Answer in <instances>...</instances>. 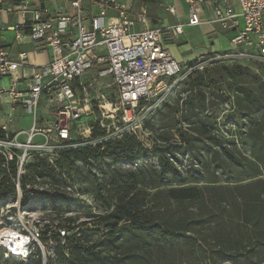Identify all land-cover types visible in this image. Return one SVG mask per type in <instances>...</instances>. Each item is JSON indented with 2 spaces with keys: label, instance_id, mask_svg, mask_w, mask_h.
I'll return each mask as SVG.
<instances>
[{
  "label": "built area",
  "instance_id": "obj_1",
  "mask_svg": "<svg viewBox=\"0 0 264 264\" xmlns=\"http://www.w3.org/2000/svg\"><path fill=\"white\" fill-rule=\"evenodd\" d=\"M185 2L188 12L183 24L157 28L146 10H132L120 0H0V80L10 79V88L0 90V99L7 97L12 111L21 107L34 117L30 131L0 137L4 168L9 171L12 161L18 168L10 176L15 199L0 198V215H12L15 220L0 231V264L12 260L56 264L61 249L70 258V232L58 223L26 222L27 213L43 204L44 197L36 187L24 189L22 178L32 158L46 159L55 167L56 158L67 148L82 147L75 140V126L90 117L92 102L99 103L102 118L111 119L114 126L112 136L104 122L97 126L102 135L93 145L104 150L110 139L139 138L153 104L165 91L179 89L212 65L264 68V0ZM170 13L176 15L174 8ZM203 24L232 33L230 50L206 51L188 63L178 62L165 43L167 37L175 40L185 28ZM11 33L13 38L8 36ZM45 53L50 56L48 63L30 62L31 56ZM111 86L115 101L104 94ZM42 103L49 113L54 112L45 128L38 127L37 121ZM1 129L8 132L6 125ZM95 133V127H89L79 135L88 134L91 140ZM22 134L26 142L20 141ZM37 137L43 142L36 143ZM54 137L57 144L52 143Z\"/></svg>",
  "mask_w": 264,
  "mask_h": 264
},
{
  "label": "trees",
  "instance_id": "obj_2",
  "mask_svg": "<svg viewBox=\"0 0 264 264\" xmlns=\"http://www.w3.org/2000/svg\"><path fill=\"white\" fill-rule=\"evenodd\" d=\"M217 74L224 81L245 78L250 66L225 65ZM201 76L186 82L190 83L186 92L191 93L184 102L186 114L176 121L190 122L188 133L180 134L185 145L180 150L190 158L186 165L171 161L177 151L170 147L145 149L130 135L108 143L104 150L99 146L65 153L75 161L104 157L113 164L145 159H156L157 164L114 176L110 186L118 190V198L107 201L108 213L99 216L106 226L100 237L98 229L77 237L74 227L60 225L73 235L68 238L70 258L61 249L56 264H264V114L254 117L264 111V83L256 79L257 94L237 91L238 106L254 119L237 138L228 139L215 135L202 120L210 84ZM6 135L0 128V137ZM200 142L208 145L201 148ZM5 165L0 155V198L15 199L10 176L18 168L15 161L8 164L9 171ZM25 170L24 189L62 180L46 159H36ZM37 193L58 200L47 192Z\"/></svg>",
  "mask_w": 264,
  "mask_h": 264
},
{
  "label": "rangeland",
  "instance_id": "obj_3",
  "mask_svg": "<svg viewBox=\"0 0 264 264\" xmlns=\"http://www.w3.org/2000/svg\"><path fill=\"white\" fill-rule=\"evenodd\" d=\"M120 1L130 6L132 10H146L153 27L157 28H168L180 23L181 19L177 16H172L170 13V9L173 6L179 7V11L183 17L187 13L185 8L186 0ZM8 36L13 38L14 34L11 33ZM231 36L233 34H219L218 37L210 39L206 35V29L203 27L195 29L185 28V34L178 40H172L167 37L165 43L168 47L174 43L170 47L171 50L177 51L185 58L184 61L187 63L206 51L225 52L230 50ZM43 59L45 58L38 59L37 61L40 62ZM33 61L34 59L30 58V62L33 63ZM225 65L228 64H214L203 73H200L202 75L201 77L207 80V84H210L209 89L206 91L208 107L201 117L205 121L206 126H212L215 135H224L228 139H232L233 137L237 138L252 122L254 117L264 114V111H262L254 117L246 115L242 112L236 100V93L239 90L250 89V93L257 94L259 83L256 82V79H261L262 83H264V68L258 65L248 64L250 66L249 77L224 81L217 74V70ZM106 83L112 84V81H107ZM189 86L190 83L188 82L184 83L177 90H166L162 97L153 104L154 108L151 110V116L145 121L142 132L139 138H137L145 149L153 150L155 147H170L172 150L177 151L170 158L177 165H186L190 160L189 155H183L180 150L185 147L180 134L188 133L190 122L183 121L178 124L176 123V121L182 119V116L186 114L184 102L191 94L190 92H186ZM9 88V78L0 80V90ZM114 93L115 88L111 86L104 94H106L107 100L115 101ZM196 93L197 91L193 93V96ZM92 96L96 95L94 94ZM98 107L99 103L92 102V113L90 117L79 122L80 126H75V140L77 144L82 146L79 149H85L83 147L86 146L92 150L97 148L93 144L102 135V133L98 132L97 128L102 122L110 127L111 136L114 133L112 120L102 118ZM44 109L46 110L45 105L39 109V116ZM11 110V106L4 102L2 110H0L2 113L0 116V124L9 120L7 124V135L13 138L15 135L12 134V130L29 131L34 124V117L22 109H17L14 112H11ZM6 114L11 116H7ZM53 114L54 112L51 111L50 115ZM37 121L38 127H46L43 119L38 118ZM89 127H95V132L97 131V133L91 136V140L87 138L88 134L87 136L79 135L80 131L88 130ZM167 137L171 140L166 143L163 139ZM26 139V134H22L20 141L26 142ZM40 139L41 137H37L36 143H41L42 140ZM52 143L57 144L55 137L52 139ZM90 143H92L91 147L88 145ZM108 143H112L111 139ZM198 145L201 148H205L208 144L200 142ZM72 149L76 148H67L56 158L55 168L60 173L62 180L57 185L35 186L38 190L47 192L49 195L58 198V200L54 202L50 197H44L43 204H40L34 211L27 213L26 222L28 224L58 223L62 227L71 226L75 228L73 233H76V231L82 233L83 231H87V229H98L101 231L97 236L98 238L106 232V226L99 219V216L108 213L106 211L107 201L115 202L118 198V190L110 186L114 176H118L125 171L136 170L142 165H156L157 161L156 159L152 161L145 159L138 160L132 164H113L112 160L104 157L88 161H75L73 158L65 155L67 151ZM168 157L171 156L169 155ZM36 159L38 157L32 158L29 164L34 163ZM69 188L73 189L74 192H69ZM14 221L12 215L3 217L0 215V231ZM95 224L99 226L94 228ZM79 236L80 234L77 235V237ZM99 250H104V248H99Z\"/></svg>",
  "mask_w": 264,
  "mask_h": 264
},
{
  "label": "crops",
  "instance_id": "obj_4",
  "mask_svg": "<svg viewBox=\"0 0 264 264\" xmlns=\"http://www.w3.org/2000/svg\"><path fill=\"white\" fill-rule=\"evenodd\" d=\"M171 8H174V10H175V12H176V15L175 16H177V17H179V19H181L180 20V23L179 24H177V25H180V24H183L184 22H185V19H186V17H187V13H186V15H184V17L181 15V13H180V11H179V7H176V6H173V7H171ZM185 8H186V10H187V12H188V7H187V5H186V2H185ZM173 16V15H172ZM201 27H203V28H205L206 29V35L208 36V37H210V39L211 38H213V37H218V35L219 34H232V33H230V32H226V31H223L222 29H221V27L220 26H214V25H209V24H203L202 26H199V27H195V28H201ZM195 28H193V29H195ZM185 34V33H184ZM232 37L233 36H231V39H232ZM180 38V37H179ZM179 38H177V40L179 39ZM231 41V40H230ZM174 44V43H173ZM173 44H171V45H173ZM171 45L169 46V49L171 50ZM29 50V47H19L18 48V50ZM172 51V50H171ZM172 54H173V56H174V58L178 61V62H180V63H186L185 61H184V57H182L177 51H172ZM31 58L32 59H34V61H33V63H35V64H37V65H43V64H46V63H48L49 62V59H50V56H49V54H47V53H45V54H41V55H39V56H31ZM42 58H45V59H43L42 61H40V62H38L37 60L38 59H42ZM188 63V62H187ZM4 102H5V104H7V105H9V99L7 98V97H3V98H1L0 99V110H2V106H3V104H4ZM43 105H45L44 103H42V105H41V108H42V106ZM46 107V106H45ZM17 109H22L21 107H16L13 111L11 110V112H14V111H16ZM23 110V109H22ZM23 111H25V110H23ZM26 112V111H25ZM50 111L46 108V110L44 109V111H41V113H40V116H39V119H43L44 120V124H46L47 122H51V121H53L52 119V117L50 116V113H49ZM2 115V113L0 112V116ZM7 116H11V115H9V114H6ZM11 120H12V118H10ZM8 122H9V120L8 121H5V122H3V123H1L0 124V128L1 127H3V126H7V124H8ZM40 128H45V127H40ZM7 129H8V126H7ZM12 130V129H11ZM30 131V130H29ZM10 132V131H9ZM19 132H25L24 130H12V134L13 135H16L17 133H19ZM26 132H28V131H26ZM40 140H42V139H40ZM42 142H43V140H42Z\"/></svg>",
  "mask_w": 264,
  "mask_h": 264
},
{
  "label": "bare ground",
  "instance_id": "obj_5",
  "mask_svg": "<svg viewBox=\"0 0 264 264\" xmlns=\"http://www.w3.org/2000/svg\"><path fill=\"white\" fill-rule=\"evenodd\" d=\"M0 237H1V233H0Z\"/></svg>",
  "mask_w": 264,
  "mask_h": 264
}]
</instances>
